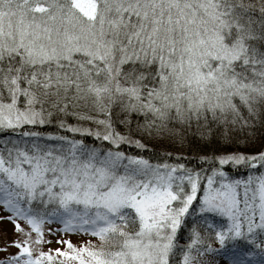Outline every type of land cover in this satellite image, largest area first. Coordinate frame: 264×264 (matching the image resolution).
I'll return each instance as SVG.
<instances>
[{"label": "snow or ice", "instance_id": "6c2138e0", "mask_svg": "<svg viewBox=\"0 0 264 264\" xmlns=\"http://www.w3.org/2000/svg\"><path fill=\"white\" fill-rule=\"evenodd\" d=\"M0 235V264H264V0H0Z\"/></svg>", "mask_w": 264, "mask_h": 264}, {"label": "trees", "instance_id": "16d2710c", "mask_svg": "<svg viewBox=\"0 0 264 264\" xmlns=\"http://www.w3.org/2000/svg\"><path fill=\"white\" fill-rule=\"evenodd\" d=\"M69 122H74V121H71L69 120ZM32 131H40V132H46V131H52V130H55V125H49V126H39V127H36V128H33L31 129ZM61 134H69L70 133H64V132H61ZM128 151H131V152H135L136 149L134 148H128L127 149ZM176 151H183L182 149H173V148H164V147H159L158 148V153L159 155H157V153L155 152H152V146L150 145L149 146V152L145 153V155H153L155 156L160 162H164V160H167L168 162L170 163H174V162H177L176 159H175V155H173L172 157H168V156H165L164 153L165 152H173L175 153ZM184 155L188 158L192 157L193 155H195V153L193 152H184ZM179 162H183V163H188V160H182V161H179ZM239 174L240 175H245L246 172L244 170H240L239 171ZM190 219V217H189ZM182 237H184L183 240H181V243H184L186 242V239H187V235L188 233L185 231V230H181L180 233H179ZM213 245L215 246V241H213Z\"/></svg>", "mask_w": 264, "mask_h": 264}, {"label": "rangeland", "instance_id": "374dc122", "mask_svg": "<svg viewBox=\"0 0 264 264\" xmlns=\"http://www.w3.org/2000/svg\"><path fill=\"white\" fill-rule=\"evenodd\" d=\"M4 227L7 229L8 239H11V238H12V235H13L11 225H10V224H5ZM58 227H60V225H58V224H56V223H54V222H53V223H46V224H45V228H46V229H47V228L56 229V228H58ZM59 235H60V233H56V235H54V236H49L48 232L45 231V233H44L45 240H49V239H50V240H52L53 242H52L50 245L47 244V243H45V244H43V245H38V247H41V248H43V249H45V250H47L49 247H51V248H55V247H63V245H58V244L55 243L56 236H59ZM70 238L73 240L74 243H77V242H79L80 239H83L84 237H78V236H76V235H72ZM3 239H4L3 235H0V243L3 242ZM16 250H17L16 248H9L8 251H9V252H15ZM4 255H5V253L0 252V257H2V256H4ZM220 264H223V261H222V260H221Z\"/></svg>", "mask_w": 264, "mask_h": 264}]
</instances>
